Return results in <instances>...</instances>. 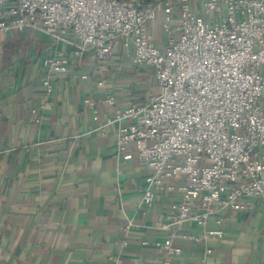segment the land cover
I'll use <instances>...</instances> for the list:
<instances>
[{
    "label": "crops",
    "instance_id": "crops-1",
    "mask_svg": "<svg viewBox=\"0 0 264 264\" xmlns=\"http://www.w3.org/2000/svg\"><path fill=\"white\" fill-rule=\"evenodd\" d=\"M163 22L160 13L150 24L162 52ZM0 49V264H167L162 227L180 197L160 194L146 207L153 168L137 161L133 146L118 148V123L104 126L118 109L158 95L154 73L119 54L107 63L92 53L73 57L71 45L36 30L0 36ZM50 54L72 56V64L65 78L52 77L46 96ZM109 96L115 105L104 102ZM219 228L222 239L177 240L183 254L169 264H264V216L228 211L185 231Z\"/></svg>",
    "mask_w": 264,
    "mask_h": 264
},
{
    "label": "built area",
    "instance_id": "built-area-1",
    "mask_svg": "<svg viewBox=\"0 0 264 264\" xmlns=\"http://www.w3.org/2000/svg\"><path fill=\"white\" fill-rule=\"evenodd\" d=\"M160 13L164 52L150 32ZM28 30L71 45L73 57L92 53L107 63L119 54L154 73L158 95L118 109L104 126L118 123V148L133 146L137 161L153 168L146 207L160 194L180 197L162 227L167 264L183 254L177 240L224 237L220 228L187 233V223L206 227L228 211L264 216V0H0V36ZM72 56L47 57L46 96L52 77L67 76Z\"/></svg>",
    "mask_w": 264,
    "mask_h": 264
},
{
    "label": "rangeland",
    "instance_id": "rangeland-1",
    "mask_svg": "<svg viewBox=\"0 0 264 264\" xmlns=\"http://www.w3.org/2000/svg\"><path fill=\"white\" fill-rule=\"evenodd\" d=\"M140 1H147V0H140Z\"/></svg>",
    "mask_w": 264,
    "mask_h": 264
}]
</instances>
